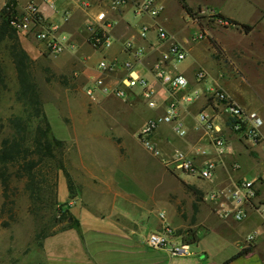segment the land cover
<instances>
[{"label": "crops", "instance_id": "crops-1", "mask_svg": "<svg viewBox=\"0 0 264 264\" xmlns=\"http://www.w3.org/2000/svg\"><path fill=\"white\" fill-rule=\"evenodd\" d=\"M6 1L0 0V6ZM31 1L37 3L49 20L58 22L61 30L69 33L77 42L76 51L65 53L75 57L74 61L83 68L82 73L87 76L96 74V65L87 59L94 51L88 43V25L94 22L96 12L100 8L94 0H90L92 6L88 9L79 7L76 0H17L19 7ZM107 8L110 19L117 21L112 27L113 33L122 39H132L136 45L146 49L147 55L139 64L138 70L155 88L160 107L151 108L144 102L140 89H137L135 96L129 101L114 96L98 95L96 99L84 96L79 100L83 104L68 109L65 121L74 130L72 139L66 141L72 143L71 148L73 147L68 158V168L78 185V193L71 197L66 176L62 172L63 179L60 172L58 200L60 204H64V209H68L79 220L80 229L70 227L44 238L42 248L45 264H223L246 247H251L249 253L228 264H264V217L254 207H249L247 218L236 221L219 218L204 200L199 206L195 204L197 213L190 227L196 233L195 243L200 244L202 248L196 254L172 256L166 250L151 249L146 245L147 236L151 231L159 229L162 221L158 218L160 216L154 213L158 205L155 191H150L146 186L147 195H143L127 185V182L134 178V168L142 163V158L131 147L126 135H130L133 130L138 134L150 117L165 112L166 103L171 98L170 92L155 77L152 67L156 61L164 59L170 42L159 41L155 31H151L146 38L140 36V24L150 22V18H139L140 20L132 23L128 17L129 10L119 13L110 7ZM65 10L71 11L68 21L63 19ZM161 18L174 40L180 42L186 50L185 60L176 63L169 58L165 60L166 66L173 73L185 76L190 81V90L198 89L201 94L192 103L181 101L180 120L187 130L185 135L179 134L175 123H164L157 128L153 139L167 155L176 151L194 155L196 148L202 147L207 154L197 155V162L217 160V171L213 180L205 182L189 175L180 177L175 174L180 180L186 183H207L212 186L209 189L234 186L240 178H249L248 170L243 171L241 168V160H251L255 166L264 162V125L259 142L249 139L243 132L230 130L224 104L211 94V89L222 88L239 105L258 112L263 119L264 109L252 107L241 98L237 99L228 85L217 78L212 56L219 57L216 56L217 52L210 38L201 40L200 44L194 43V36L201 33L196 24L186 27L193 28V34L183 39L174 29L171 17L164 12ZM20 38L34 59L45 55L52 56L45 51L44 45L34 38L23 35H20ZM108 51L112 52L109 53L111 57H126L120 41H116ZM224 54L225 52L221 56ZM188 55L194 60L193 63L185 64ZM201 70L205 72V78L198 80L197 74ZM209 75L210 83H207L205 79ZM182 94L183 92H179L177 97L180 98ZM139 100L145 103L140 109L137 108ZM124 103L131 107L125 108ZM200 112L210 115L222 128L228 142L227 154L220 156L215 152L211 135L198 121ZM139 115L142 118L137 120ZM143 164L147 168L146 177L150 173H154L155 177L156 171L159 175L158 161L147 159ZM165 173L163 170L162 179L165 178ZM252 179L258 180L257 200L264 202V170L256 171ZM160 212L167 214L165 209ZM166 216L176 229L184 226V220L181 222L170 213ZM206 226L219 229L222 232L220 238L208 240V233H204L201 239L199 230ZM252 233L255 234V239L249 244L246 239ZM224 236L231 242L225 240Z\"/></svg>", "mask_w": 264, "mask_h": 264}, {"label": "rangeland", "instance_id": "rangeland-1", "mask_svg": "<svg viewBox=\"0 0 264 264\" xmlns=\"http://www.w3.org/2000/svg\"><path fill=\"white\" fill-rule=\"evenodd\" d=\"M161 1L165 5V15L171 17L174 29L183 39L193 34V28L186 27L196 24V28L200 29L206 37L201 40L206 41L213 37L221 43L225 54L219 58L212 56L217 78L228 85L237 99L241 98L252 107L264 109V0H187L194 9V18L185 12L178 0ZM218 14H225L240 22L254 25V29L246 33L240 27L224 21ZM128 17L132 23L139 19L134 16L131 10H129ZM194 40V43L200 44L201 42V40H196L195 36ZM109 53L112 52L105 53L94 50L90 62L96 65L102 57L110 58ZM74 60L75 57L69 53L45 55L37 59L36 75L47 116L55 136L66 141L71 140L74 133L72 127L65 121L68 109L79 107L83 104L79 100L87 96L85 93L87 75L82 73L83 68L77 65V61ZM193 60L194 58L188 55L184 63H193ZM8 65L9 73L13 75V67L9 63ZM75 72H77L76 75ZM210 77L209 75L205 79L207 83H210ZM144 102H147L146 99ZM144 102L139 100L137 108L140 109L145 104ZM124 104L125 108L131 107V105H126L127 103ZM18 107L14 101L13 89H11L0 103V116L6 119ZM141 118L139 115L137 120ZM9 132V128L6 127L3 136ZM126 137L136 154L142 158V163L134 168V178L127 182L128 187L136 192H142L143 195H147L146 186L150 191L154 190L158 204L154 213L159 216V212L165 209L167 214H172L177 220L181 222L184 220V226L177 230L187 235V230L191 229L190 225L195 221L197 213L195 204L199 206L203 203L204 193L212 186L199 181L198 183H186L180 180L176 175L180 177H185V175L180 172L175 175L166 169L145 150L137 132L133 130ZM71 144L67 142L64 151L67 166L68 158L73 150ZM147 159H155L159 162V175L156 171L155 177L154 173H150L146 177L147 168L143 163ZM240 163L243 171L248 170L249 178H252L256 171L264 170V162L257 166L253 165L251 160H241ZM163 170L166 173L165 178L162 179ZM60 175L64 179L62 172ZM147 178L149 179L147 180ZM25 181V178H18L13 174L9 189L6 191L8 196H5L0 179V264H45L42 244L37 238L38 234L42 232L43 228L47 227L46 230L49 232L65 225L64 222L60 223L57 220L60 218L57 215V219L54 221L56 226H52L49 210H43L39 216H35L29 211V198L24 191ZM204 233H208V240L218 239L222 235V232L214 226L201 228L199 230L201 239L204 237ZM224 239L231 242L225 236ZM190 246L193 254L202 249L197 243H191Z\"/></svg>", "mask_w": 264, "mask_h": 264}, {"label": "built area", "instance_id": "built-area-1", "mask_svg": "<svg viewBox=\"0 0 264 264\" xmlns=\"http://www.w3.org/2000/svg\"><path fill=\"white\" fill-rule=\"evenodd\" d=\"M76 3L84 9L92 6L90 0H76ZM94 3L100 8L96 12L94 22L88 25V43L94 50L106 53L116 41H120L126 57H102L95 66L96 74L87 76L86 95L92 99H96L98 95H105L129 101L135 96L136 90L140 89L141 96L146 99L151 108L160 107L155 88L138 70L139 64L147 55L146 49L136 45L132 39H122L113 33L112 27L117 21L110 19L107 7L119 13L131 10L135 17L150 18V22L140 24L139 34L146 38L151 31H155L159 41L170 42L164 59L154 63L152 72L168 88L171 98L166 103L165 112L150 117L141 127L138 136L145 150L169 171L175 174L180 172L205 182L213 180L216 176L217 160L208 159L204 162L196 160L197 155L207 154L205 149L197 147L194 155L184 151H176L167 155L153 139L157 128L164 123H175L179 134L185 135L187 130L180 120L181 101L192 103L201 94L198 89L190 90V81L181 74L173 73L165 64V60L169 58L176 63L182 62L186 58V50L180 42L174 40L162 21L161 17L165 11L164 3L161 0H94ZM3 6L7 10L16 9V12L11 14L10 21L19 34L42 43L48 54L76 51L77 42L71 38L69 33L61 30L58 22L49 20L37 3L31 1L19 7L17 0H8ZM70 17L71 11L65 10L63 12L64 21H68ZM204 37L205 34L201 32L195 39L201 40ZM90 58L91 56L88 55L87 59ZM197 78L203 80L205 72L199 71ZM179 92H183L180 98L177 97ZM211 94L224 104L225 111L228 113V128L234 132H243L249 139L259 142L264 125L262 116L256 111L243 108L220 87L211 89ZM198 119L206 132L211 135V144L215 152L220 156L227 154L228 142L222 133V128L205 112H200ZM258 195V180L242 177L234 186L207 190L203 195V200L213 208L219 218L241 221L249 215V207H254L264 217V202L257 200ZM159 216L162 221L161 227L149 233L145 240L146 245L151 249L166 250L172 256L193 254L190 243L185 240V235L179 233L167 220L166 213L160 212ZM254 239L255 234L252 233L248 235L246 241L251 244Z\"/></svg>", "mask_w": 264, "mask_h": 264}, {"label": "trees", "instance_id": "trees-1", "mask_svg": "<svg viewBox=\"0 0 264 264\" xmlns=\"http://www.w3.org/2000/svg\"><path fill=\"white\" fill-rule=\"evenodd\" d=\"M178 1L185 12L194 18V9L189 2ZM14 12L15 8H0V103L5 94L13 89L14 101L19 106L6 119L0 116V179L5 196H8L6 191L13 174L18 178H25L24 191L29 198V211L39 216L43 210H49L52 226H56L54 221L57 215L60 216L57 220L65 223L59 229L49 232L47 227L43 228L37 236L42 244L44 238L66 228L80 229L79 220L68 209H64V204L59 203V173L65 174L71 197L77 195L78 185L64 158L67 142L55 136L45 110L36 75L38 62L25 49L19 32L11 24V14ZM218 15L246 33L254 29V25L240 22L225 14ZM210 41L217 52L216 56L220 57L224 53L221 44L214 38H210ZM8 63L13 67V75L9 73ZM6 127L10 132L3 136ZM178 232L182 234L180 230ZM185 240L190 244L197 242L192 228L187 230ZM250 251L251 247L243 248L223 264H228Z\"/></svg>", "mask_w": 264, "mask_h": 264}]
</instances>
